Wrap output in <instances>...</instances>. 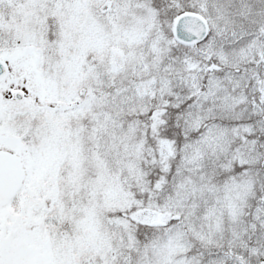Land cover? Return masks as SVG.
<instances>
[{
  "label": "snow or ice",
  "instance_id": "snow-or-ice-1",
  "mask_svg": "<svg viewBox=\"0 0 264 264\" xmlns=\"http://www.w3.org/2000/svg\"><path fill=\"white\" fill-rule=\"evenodd\" d=\"M0 264H264V0H0Z\"/></svg>",
  "mask_w": 264,
  "mask_h": 264
}]
</instances>
